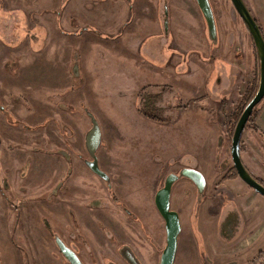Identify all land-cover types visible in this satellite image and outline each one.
Segmentation results:
<instances>
[{
    "label": "rangeland",
    "instance_id": "1",
    "mask_svg": "<svg viewBox=\"0 0 264 264\" xmlns=\"http://www.w3.org/2000/svg\"><path fill=\"white\" fill-rule=\"evenodd\" d=\"M244 1L264 35V0ZM210 3L216 41L196 0H0V264H68L57 239L73 250L80 242L85 264H109L107 251L125 264L119 244L143 264H160L166 228L155 195L184 168L202 172L206 187L200 193L186 177L174 184L171 207L182 224L176 264H194V256L211 264L220 258L214 249L233 250L238 242L219 238L228 235L225 215L259 207L263 220L264 197L230 178L231 119L257 77L259 86L260 61L232 1ZM166 8L171 45L145 54L142 40L165 31L158 18ZM155 91L170 97L163 108ZM257 108L259 118L264 100ZM90 114L108 181L86 165ZM257 120L243 133L241 156L264 184ZM242 219L239 245H248L258 225ZM254 248L264 251V235Z\"/></svg>",
    "mask_w": 264,
    "mask_h": 264
},
{
    "label": "water",
    "instance_id": "2",
    "mask_svg": "<svg viewBox=\"0 0 264 264\" xmlns=\"http://www.w3.org/2000/svg\"><path fill=\"white\" fill-rule=\"evenodd\" d=\"M196 1L207 22L209 36L212 40L216 41L217 25L210 0ZM231 1L234 5L235 10L241 16L242 20L244 21L246 27L248 28L252 36L260 61V82L258 90L253 99L244 109L236 125L232 138L231 155L234 168L237 171L238 177L245 184L253 188L258 194L264 197V184L260 182L257 178H255L252 173H250V171L245 166L241 156V141L246 125L254 109L264 99V35L262 33V29L259 23L257 22L250 9L246 5V2L244 0ZM90 117L93 123V127L86 136V145L93 160L88 162V166L102 178L108 179L107 174L100 169V166L98 164V158L96 155L97 150L101 144L100 126L98 124V121L92 114H90ZM180 177H186L192 180L198 187L200 193H203L206 186L205 176L200 171L196 169L186 168L180 172V175H170L165 182V186L157 193L156 205L165 220L167 232V245L162 254L161 264H174L177 254L178 238L182 230V225L179 214L176 211L171 210L170 208V200L172 187ZM57 243L66 258L70 260L72 264H78V260L74 252L67 248L60 239H57Z\"/></svg>",
    "mask_w": 264,
    "mask_h": 264
},
{
    "label": "flooded vegetation",
    "instance_id": "3",
    "mask_svg": "<svg viewBox=\"0 0 264 264\" xmlns=\"http://www.w3.org/2000/svg\"><path fill=\"white\" fill-rule=\"evenodd\" d=\"M198 4V3H197ZM199 6V5H198ZM159 7H160V1H158V5L156 6V10H157V15L155 16L156 18L158 17V16H160V11H159ZM163 7H165L164 5H163ZM162 7V8H163ZM162 10V9H161ZM168 9L166 8V9H164V15H165V17L163 16H161L160 18H158L159 19V26H161V27H163L164 28V32L163 33H161V32H159L158 34L159 35H163V36H168L170 33L169 32H167V27H168V25H167V18H168V11H167ZM201 10V9H200ZM202 12V11H201ZM238 13V12H237ZM240 16V15H239ZM241 17V16H240ZM242 19V18H241ZM206 21V20H205ZM244 22V21H243ZM207 23V22H206ZM208 27V26H207ZM162 30V29H161ZM157 34V35H158ZM155 35L156 34H148L147 35V37L149 36V39L146 41L145 40V38L142 40L144 43H143V45H145L148 41H150V40H152L153 38H155ZM171 38H173L172 36H171V34H170V36H169V40H168V46L169 45H171V42H172V39ZM146 42H145V41ZM157 47H160V45H158ZM157 47H154V49H156ZM255 65H257V59H256V61H255ZM152 90H157V89H150L149 91L151 92ZM163 93V92H162ZM160 93H158V91H155L154 92V96H155V99L153 100V102L159 107V108H163L164 107V105H167L169 102H170V97L169 98H165L164 96H162L161 97V95H159ZM165 95V94H164ZM160 96V97H159ZM175 101V100H174ZM248 124V123H247ZM246 127H247V125H246ZM245 130H246V128H245ZM241 143H242V141H241ZM89 152V151H88ZM241 154H242V147H241ZM89 155H90V153H89ZM91 156V155H90ZM91 158H92V156H91ZM98 158V157H97ZM92 160H93V158H92ZM92 160H87L86 161V165L88 166V162L89 161H92ZM98 164H99V160H98ZM99 166H100V164H99ZM89 167V166H88ZM234 168V167H233ZM89 169L95 174V175H97V176H99L98 174H96L90 167H89ZM100 169L102 170V168L100 167ZM184 169H186V168H184ZM189 169H194V168H189ZM103 172H105L104 170H102ZM106 173V172H105ZM202 173V172H201ZM107 174V173H106ZM172 174H174V173H172ZM172 174H170V175H172ZM203 174V173H202ZM169 175V176H170ZM177 175V174H176ZM204 175V174H203ZM107 176H108V174H107ZM168 176V177H169ZM100 178H102L101 176H99ZM167 177V178H168ZM167 178H166V180H167ZM239 178V177H238ZM103 180H105V181H108L109 180V176H108V179H104V178H102ZM188 179V178H187ZM206 179V178H205ZM227 180V179H226ZM192 181V180H191ZM166 182V181H165ZM193 182V181H192ZM194 183V182H193ZM175 184V183H174ZM195 184V183H194ZM196 185V184H195ZM165 186V185H164ZM163 186V187H164ZM162 187V188H163ZM173 187H174V185H173ZM173 187H172V191H173ZM197 187V186H196ZM206 187V186H205ZM161 188V189H162ZM161 189H159L158 191H157V193L161 190ZM197 189H198V187H197ZM157 193H156V195H157ZM258 194V193H257ZM156 195H155V205H156ZM171 201H172V192H171V200H170V208H171V210H173L172 209V207H171ZM156 208H157V205H156ZM157 210H158V208H157ZM173 211H175V210H173ZM158 212H159V214L161 215V213H160V211L158 210ZM177 212V211H176ZM178 213V212H177ZM179 214V213H178ZM234 216V218H232L231 217V219H229V216L230 215H225L224 216V219H223V223H221L222 224V229H225V233L224 234H228L227 236H223L222 235V233H220V236H219V238H220V241H222L224 244H229L230 242L232 243V241H234V242H238V244H236V246L233 248V250H229V249H225V248H222V249H214L215 251H218V255L220 256V258L218 259V260H216L215 262H214V260L211 262V264H219L220 263V260L222 261V263L223 262H225L226 261V263H223V264H248L247 262H248V260H250V259H253L254 257H255V259L253 260L254 262H256V264H258V260H259V256H260V252H264L263 250H259V249H256L255 250V242L253 243L252 241H248V245H247V243L246 244H243V245H239L241 242L239 241L240 239H241V237L247 232V229H246V224L244 223V221L242 220V218H243V216L241 217L239 214H237V215H235V214H233ZM179 216H180V214H179ZM161 217L163 218V216L161 215ZM163 220H164V218H163ZM180 221H181V218H180ZM164 222H165V220H164ZM243 222V223H242ZM166 224V223H165ZM182 225V224H181ZM233 226H235V231L234 230H232V229H234V227ZM165 228H166V225H165ZM230 230V232H229V230ZM182 231V230H181ZM232 231V232H231ZM181 234V233H180ZM210 235V234H209ZM252 236V234L251 235H249V237H251ZM145 237H146V239L148 238L149 239V241L150 242H153V239H152V236H151V233L149 234H145ZM156 239H158V240H160V238H157V237H155ZM179 238H180V235H179ZM179 238H178V249H179ZM105 239L107 240V242H111V243H113L114 244V241H116L117 239H114L113 237H105ZM113 239H114V241H113ZM244 239V238H243ZM61 240V239H60ZM62 241V240H61ZM240 242V243H239ZM62 243L67 247V248H69L70 250H72L73 252H74V254L76 255V257H77V260H78V264H85V261H84V257H83V249H82V245H81V243L79 242V247H77L76 249H72L70 246H68V244H66L65 242H63L62 241ZM110 243V244H111ZM58 244V243H57ZM109 244V245H110ZM81 245V246H80ZM112 245V244H111ZM166 245H167V232H166ZM245 245H247V246H245ZM118 247L120 248V247H122L121 249H119V254H120V257H121V259L123 260V262L125 263V264H143V262L139 259V256H138V253L135 251V249L131 246V245H129V244H123L122 246H121V244H119L118 245ZM178 249H177V253H178ZM59 251H60V253L62 254V256H63V258L65 259L64 261H67V263L68 264H72L71 262H70V260H68L67 258H66V256L64 255V253L62 252V250H61V248L59 247ZM247 252H249L250 254H251V257H249L248 259H243V254H245V253H247ZM107 254H108V257H107V259L105 260V262H107V261H109V264H117L116 262H115V259H114V257H113V255L111 254V253H109L108 251L106 252ZM162 254L163 253H161V258H162ZM194 256V255H193ZM176 258H177V254H176ZM176 258H175V261H174V264H176ZM194 259L192 260L193 262L192 263H194V264H196L197 262H198V260H197V258H195V256L193 257ZM227 258H229V259H227ZM231 258H233V259H231ZM199 259H200V257H199ZM206 259V258H205ZM235 261V262H234ZM244 261H247V262H244ZM115 262V263H114ZM189 262H191V260L189 261ZM221 263V264H222ZM95 264V263H94ZM160 264H161V259H160ZM191 264V263H190ZM203 264H208V263H203Z\"/></svg>",
    "mask_w": 264,
    "mask_h": 264
},
{
    "label": "crops",
    "instance_id": "4",
    "mask_svg": "<svg viewBox=\"0 0 264 264\" xmlns=\"http://www.w3.org/2000/svg\"><path fill=\"white\" fill-rule=\"evenodd\" d=\"M153 39H158L157 41L152 42L148 48H146L147 43H149L150 41H152ZM152 40L148 41L145 45H143V52H145V54H150L152 56H157V53H159L160 48L161 47H166L168 44V40L166 41V37L163 35H155V38H153ZM158 45H160V47H157ZM154 47H157L156 49H154ZM226 83V81H223ZM230 85V81L228 80V85ZM257 125L259 126V128L263 131L264 130V114L262 113L260 115V117L257 120ZM241 180V179H240ZM236 181V180H235ZM256 201L258 202V197L256 198ZM252 208V207H251ZM259 209V207H258ZM257 208L255 209H250L249 207H241L239 214L241 215V217L244 215L246 216V219L249 220V218L251 219H255L253 221V223H251V228L252 226H254V224L256 223V225H258V227L255 229V232L251 233L252 236L249 238L251 239V241L254 243H258L260 241V239L263 237L264 235V218L263 220L260 219L259 214L256 213V210H258ZM258 214V217H257ZM264 217V216H263ZM243 220V219H242ZM246 221H244L245 223ZM243 223V222H242ZM248 223V222H247ZM247 226V224H246ZM247 229V228H246ZM245 239V238H244Z\"/></svg>",
    "mask_w": 264,
    "mask_h": 264
},
{
    "label": "trees",
    "instance_id": "5",
    "mask_svg": "<svg viewBox=\"0 0 264 264\" xmlns=\"http://www.w3.org/2000/svg\"><path fill=\"white\" fill-rule=\"evenodd\" d=\"M254 16V15H253ZM256 19V18H255ZM257 20V19H256ZM258 22V21H257ZM262 29V28H261ZM263 32V31H262ZM255 44V43H254ZM256 47V46H255ZM257 56H258V54H257ZM257 82H258V77H257ZM257 82H256V80H255V86L254 85H252L247 91H246V93H245V95H244V97H243V102H242V109H241V111H239V113L237 114V115H233L232 116V119H231V123L232 124H234L235 126H236V124L238 123V121H239V119H240V117H241V115H242V113H243V111H244V109L246 108V106L249 104V102L253 99V97L255 96V94H256V92H257V90H258V86H257ZM257 89V90H256ZM264 100V99H263ZM259 112H260V108H255L254 109V111H253V113H252V115H251V117H250V119H249V121H248V123H250V122H255L256 120H257V118H258V116H259ZM248 125V124H247ZM235 131V130H234ZM234 170V175L232 176V177H230V178H232V179H234V178H236V177H238V174H237V171H236V169L234 168L233 169Z\"/></svg>",
    "mask_w": 264,
    "mask_h": 264
}]
</instances>
